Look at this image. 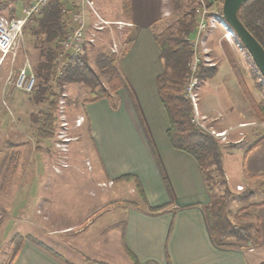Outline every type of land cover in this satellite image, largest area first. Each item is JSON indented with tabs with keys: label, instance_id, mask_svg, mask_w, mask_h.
Returning <instances> with one entry per match:
<instances>
[{
	"label": "rangeland",
	"instance_id": "obj_1",
	"mask_svg": "<svg viewBox=\"0 0 264 264\" xmlns=\"http://www.w3.org/2000/svg\"><path fill=\"white\" fill-rule=\"evenodd\" d=\"M6 1V6L0 14L7 18H13L16 11L19 15L22 13L20 17H23L24 8L33 3L32 1L26 4L24 0L27 6H21L20 0ZM88 1H92L98 14L108 18L107 21L110 23L104 25L101 30H97L94 27L97 18L87 0L84 2L66 0V8L72 13L71 18L74 13H81L84 15V23H89L84 25V52L95 69H98V54L105 50L117 57L118 64L121 57L127 54L134 39V34L127 31L129 27L121 22L127 19L123 10L125 0ZM50 2L51 0L49 4ZM142 2L146 3L145 8L149 12L146 19H152L156 15L159 5L163 16L155 20L149 28H144L139 40L144 38L146 30L154 34L167 26L175 27L178 17H183L184 12L197 7L198 24L190 39L194 53H197L190 64L191 71L195 60L198 59V61L196 71L191 72V78L186 85V93H188V84L194 78L196 86H193L192 91L198 96V107L199 105L201 107L205 100L212 101L215 96L233 103L237 109H241L245 104H241V101L245 102L246 99L241 92L236 95V91H230L232 97L226 88L227 93L223 97L224 95H219L217 92L222 82H211V86L207 79L200 80L197 77L200 62H203L204 66L214 65L219 73L230 75L224 42H227L231 48L244 74L243 77L254 90L255 96L261 95L252 80L246 52L244 49L240 51L237 37L230 36V29L227 26L224 27L218 18H223L221 15L223 3L208 8V0H182L180 3L177 1L175 3L173 0H142ZM86 8L92 13L90 16L88 12L89 21ZM202 8L206 9L207 23L200 29L199 10ZM29 19L25 22L19 44L5 56L0 51V215L11 222L20 223L27 230V232L22 229L20 233H12L4 241H0V264H6L11 259L21 236L23 242L25 238L30 241L42 240L50 246V250L57 254H60V251L65 252V255L75 259V255L70 253L69 239L71 238L68 234L48 236L46 231L51 227L62 228L66 222L80 221V217L86 210L99 205L100 202L118 200L131 204L154 205L161 201H171L182 205L198 200L200 194H198L195 176V158L187 152L180 151L183 153L182 160L177 156L173 160L167 159L165 155L170 154L167 149L171 147L172 150L163 130L168 119L164 114L161 122L157 121L158 117L156 121L151 118L153 122L147 118L145 100L147 101L148 88L152 83L155 60H157L153 38L149 40L148 45L145 44V49L142 46L139 49L136 45L132 51L128 76L131 87L127 83L132 90L120 88L123 89L122 92H119V89L106 97L111 107L117 108V114L108 119L109 122L107 117L103 120V127L110 130L106 137H113L108 149L110 154L118 156L115 164L120 171L119 176L115 175L114 179L109 178L111 183L107 180L103 165L97 157L98 151L94 148L93 140L89 136V121L82 108L84 103L93 100H91L90 90L85 85L67 82L63 86L51 135L49 137L38 135L37 128L40 124L38 119L41 118L39 113L40 110L45 109V104L35 102L32 100L31 93L15 86L16 79L23 69L35 75L34 63L38 57V50L34 48L33 39L27 28L30 26ZM52 64L54 65V59ZM102 79L106 84L107 74H104ZM240 115L244 114L241 112ZM80 116L83 122L78 126L77 120ZM115 122L116 129H114ZM211 122L209 119L203 121L207 128H213ZM241 136L238 135V137ZM161 140L166 141L167 149ZM221 146L225 149L222 162L228 169L231 180H243L241 162L248 144L243 142L232 146L221 143ZM133 165H138L141 177L148 183L149 191L143 187L146 202L138 193L135 179H119L121 175L133 174L131 170ZM172 166L177 169V172H174ZM217 174L215 173L213 177L216 178ZM259 182L244 185L240 190L236 188V191H231V188L227 186L231 191L228 208L233 222H244L243 218L238 217L241 208L249 203L264 201V181ZM222 188L216 187V194H219ZM249 192H252L253 196H249ZM83 227L85 228L86 225ZM24 234L28 235L24 237Z\"/></svg>",
	"mask_w": 264,
	"mask_h": 264
},
{
	"label": "crops",
	"instance_id": "obj_2",
	"mask_svg": "<svg viewBox=\"0 0 264 264\" xmlns=\"http://www.w3.org/2000/svg\"><path fill=\"white\" fill-rule=\"evenodd\" d=\"M25 1L28 4L34 0ZM25 1H19L22 4L21 6H27L24 4ZM130 6V17L125 19V22H127L126 26L129 27L127 28L128 33L133 32L134 39L131 42L130 49L126 52L127 54L124 57L122 56L118 62L119 70L129 87H131L128 76L132 51L136 47L140 49V46L145 49V44L148 45L150 43L149 40L153 38L154 45H156L154 46V52L157 55H155L157 60H155L153 79L148 88L145 108L148 120L150 119L151 121L152 118L153 121H156V117H158L157 121L161 122L163 114L166 116V119L168 118L157 92L156 78L163 70L160 49L149 30H146L142 40L139 39L142 37L141 34L144 28H149L155 20L163 16L162 8L159 5L156 15L152 19H146L149 13L145 8L146 3H143L142 0H130ZM86 10L89 21L88 12L91 14L90 16H92V13L87 8ZM14 14V17L22 16V13L19 15L17 11ZM100 16L108 20L103 15ZM230 71L232 73L230 75L221 74L217 71L212 78L207 79L210 85L211 82H222L220 90H217L219 95L226 94V88L232 97L233 95L230 91H236V95L239 92L242 93L231 66ZM247 85L254 99L260 101L262 96H255L254 90L248 83ZM213 88L215 89L214 86ZM122 91L123 89L119 90V92ZM223 99L222 97L216 98L215 96V99L212 101L209 99L205 100L201 107L199 105V111L206 120L212 121L211 126L216 131L234 128L228 134L226 141L216 138L218 141H221L220 143L232 146L243 142L248 144L241 162V176L243 180L232 181L228 169L222 162L223 173L225 178H227L226 182H229L227 186L231 188V191H236V188L238 189L239 186L259 181H261L259 183H262L264 181V129L258 125L262 121L258 118L247 99H245V102L241 101V104L245 103L241 109H237L233 103H228ZM82 109L89 121V136L93 140L94 148L98 151L97 157L103 165L107 180L111 182L109 178L112 177L114 179L115 175L119 176L120 171L115 164L118 156L110 154L108 149V145L112 142L113 137H106L110 130L103 127V120L107 117V122H109L108 119L117 114V108H112L108 99L102 98L84 103ZM241 112L244 114L243 116L240 115ZM114 124V129H116L117 123L115 122ZM241 124H245V126L239 127ZM143 125L145 126V124ZM167 128L168 120L163 129L165 133ZM238 135L242 136L238 137ZM166 139H168L167 133ZM162 144L167 149L166 141H162ZM167 150L170 152L169 156L165 155L167 159L173 160L177 156L182 160L183 153L180 152L181 150L175 149L173 146L172 150L171 147ZM229 152L233 153L232 151ZM172 168L174 172H177L174 166ZM131 170L134 173L127 174L137 177L142 188L144 187L145 190H148V183L141 177L138 165H133ZM195 176L200 197L198 196L199 199L195 200L194 203L177 205L171 201H161L150 205L149 203L131 204L130 202H120L118 200L100 202L99 205L86 210L83 216L80 217V221L66 222L62 228L51 227L46 231L48 236L68 234L71 238L69 239L72 248H70V253L75 255V259L72 256L65 255V252L60 251V254H57L50 250V246L42 240L30 241V239L25 238L11 264H92L91 262L96 264H133L129 252L134 255L140 264H145L148 261H154L158 264H264V204L256 207L260 226V237L258 240L250 243L248 246H218L212 239L205 212L214 196L207 189L203 173L196 160ZM261 202L257 201L253 203ZM121 214L122 216H120ZM85 225L86 227L84 228L83 226ZM22 229L27 232L25 226L4 219L0 215V241H4L12 233H20ZM84 231H86L85 234H82ZM21 234L23 235V233ZM28 234H24V237Z\"/></svg>",
	"mask_w": 264,
	"mask_h": 264
},
{
	"label": "trees",
	"instance_id": "obj_3",
	"mask_svg": "<svg viewBox=\"0 0 264 264\" xmlns=\"http://www.w3.org/2000/svg\"><path fill=\"white\" fill-rule=\"evenodd\" d=\"M173 1L180 3L182 0ZM65 2L66 0H51L49 6L40 13L41 15L33 14L29 17L28 21L30 23L28 25L30 26H27L33 39L34 48L38 50V57L34 63L35 85L30 92L31 94H29L35 102L45 104V109L40 110L39 115L41 118L38 119L40 124L37 128L38 135L45 137H49L52 133L59 97L63 86L67 82L85 85L90 90L91 100L93 101L106 98L120 88H126L130 91L118 68L117 57L107 50L98 54V69H95L89 62L83 48L76 58L66 64L61 74L57 72L52 61L57 57L59 43L67 33L72 21V13L67 10ZM223 2L224 0H208V8ZM5 3H7L6 0H0V12L6 6ZM123 10L125 17L128 19L130 17V0L124 1ZM196 11L197 7L195 6L192 10L184 12L183 17H178L175 27L167 26L153 34L154 40L160 49V59L163 63V70L157 76L156 82L158 96L168 118L166 133L169 142L175 149L187 152L195 158L203 173L206 187L214 196L205 212L215 244L227 247L248 246L260 237L256 207L264 204V201L249 203L241 208L238 217L243 218L244 222L235 223L231 220L228 208L231 191L227 187L223 173V148L218 139L192 121L194 108L187 96L186 85L192 74L190 64L197 53H194L190 40L198 24ZM238 17L264 47V0H246L238 11ZM241 44L243 45L242 42ZM224 47L227 59L243 95L251 104L258 118L264 121V75L243 45L250 63L252 80L262 96L260 101H256L227 42H224ZM217 71L216 66H204L203 62H200L197 77L200 80H206L212 78ZM104 74H107L106 84L102 79ZM215 173H218L216 178L213 177ZM132 178L135 179L139 195L146 202L145 193L137 177L131 174H124L119 177V179L126 180ZM218 185L223 188L219 194H216L215 191L218 189H216V187H219ZM249 194L251 196L253 193L249 192ZM19 241L15 246L13 256L6 264H11L18 252L23 242L22 236ZM129 256L133 264H140L132 253L129 252ZM145 264L158 263L148 261Z\"/></svg>",
	"mask_w": 264,
	"mask_h": 264
},
{
	"label": "built area",
	"instance_id": "obj_4",
	"mask_svg": "<svg viewBox=\"0 0 264 264\" xmlns=\"http://www.w3.org/2000/svg\"><path fill=\"white\" fill-rule=\"evenodd\" d=\"M50 0H34L33 3L29 7L24 8V16L23 17H13V18H7L4 15L0 14V51L5 56L8 52L13 50L20 42L22 35H23V28L25 25L26 20L33 14H40L42 10L48 7ZM81 2H84V0H80ZM87 3L90 5L91 11L95 14L97 21L94 22V27L97 30H101L104 25L109 24L110 22L102 18L96 9H94L92 1H88ZM200 11V29H202L207 21H206V9L202 8ZM84 15L81 13H74L72 15V23L68 28L67 33L62 38V40L59 43V49H58V55L54 59V67L56 68L57 72L59 74L62 73L64 67L66 64L76 58L83 50L85 45V28L84 25ZM224 27H226V21L218 17ZM124 24V22H122ZM125 24H127L125 22ZM229 26V25H228ZM231 32V30H230ZM230 36L237 37L238 39V45L240 50H243V45L241 44L240 39L236 35L235 31L232 30ZM93 40V39H90ZM196 55V54H195ZM196 58V57H195ZM197 61L195 60V65H193L192 72L194 73L197 68ZM35 75L30 71L26 72L25 69L21 71V73L18 75L15 86L25 92H31L35 85ZM191 79L190 83L188 84V93L187 95L191 99V102L193 104L194 112H193V118L192 121L202 129L209 132L211 135H213L215 138H218L222 141H226L228 134L233 130L234 128H230L229 130L224 131H216L214 128H207L205 124L203 123L205 117L200 114L199 107H198V96L196 93L192 91L193 86H196V80ZM62 103V101H61ZM83 122L82 116L79 117L77 120V125H81ZM264 129V121L260 122L258 124ZM245 124H241L239 127H244ZM112 183V182H111ZM242 186H239L238 189H241Z\"/></svg>",
	"mask_w": 264,
	"mask_h": 264
},
{
	"label": "water",
	"instance_id": "obj_5",
	"mask_svg": "<svg viewBox=\"0 0 264 264\" xmlns=\"http://www.w3.org/2000/svg\"><path fill=\"white\" fill-rule=\"evenodd\" d=\"M245 1L224 0L222 4V15L230 28L235 31L240 41L247 48L254 62L264 75V47L238 17V11Z\"/></svg>",
	"mask_w": 264,
	"mask_h": 264
},
{
	"label": "bare ground",
	"instance_id": "obj_6",
	"mask_svg": "<svg viewBox=\"0 0 264 264\" xmlns=\"http://www.w3.org/2000/svg\"><path fill=\"white\" fill-rule=\"evenodd\" d=\"M226 25H227V27H228V28L231 30V32H232V30H233V29H232V28H230V26H228V24H227V23H226Z\"/></svg>",
	"mask_w": 264,
	"mask_h": 264
}]
</instances>
